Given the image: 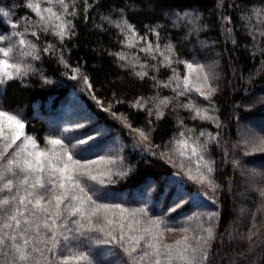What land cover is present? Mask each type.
Wrapping results in <instances>:
<instances>
[{
  "label": "snow or ice",
  "instance_id": "snow-or-ice-1",
  "mask_svg": "<svg viewBox=\"0 0 264 264\" xmlns=\"http://www.w3.org/2000/svg\"><path fill=\"white\" fill-rule=\"evenodd\" d=\"M146 2L151 3V0ZM25 6L34 17L16 19L11 6H0V18L11 17L5 21L10 27L0 32V85L23 80L35 73L48 83L49 76L43 69L35 68V63L42 62L47 53L56 56L66 68H72L73 79H81L86 89H93L88 74L80 66L73 67L66 59L65 41L77 35L75 21L81 15V7L83 18L88 20L90 11L99 7V0H83L82 5L78 0H25ZM121 12L119 20H110L124 37L120 43L138 49L150 59L141 60L136 52L132 53L133 59H129L124 48L111 54L117 57L120 67L131 68L132 74L141 80L150 78L157 89L151 97H137L133 106L146 110L149 117L154 109L157 121L169 111L185 109L191 113L192 120H210L221 128L222 122L214 115L218 109L213 97L219 88L214 83L213 70L195 58L181 56L170 38L162 42L158 27L150 26L141 33L123 15V10ZM256 15H264V8L257 10ZM184 16L189 19L187 13ZM176 19L180 21L179 14ZM222 19L231 22L230 16ZM190 20L193 27L185 39L191 32L207 27L195 14ZM225 33L231 39L233 29L225 28ZM29 34L34 39H30ZM42 35H51L58 43L45 39L41 46ZM161 68L169 69L171 75L159 78ZM162 88H170L173 94L161 95L159 90ZM90 94L96 98L94 90ZM182 97L187 100L182 102ZM200 97L207 103H200ZM99 104L130 130L139 133L141 139H151V128L147 131L142 127L134 128L127 116L112 112L111 102L107 108L103 101ZM77 117L76 121L65 122V127L58 132L51 131L41 137L27 130L30 121L26 113L6 109L0 103V264H110L103 259L105 250L119 256V264H213L218 246L247 243L248 255H244L243 250L234 251L230 262L243 264L264 245V232L260 230L264 220L259 221L258 227L255 213L252 214V226L245 225L247 231L243 235L235 228L220 233V213L215 211L204 214L206 220L203 215L196 217L195 229L170 226L173 220L170 214L197 201L201 194L209 196L211 190L209 198L217 199L222 185L215 179L216 161L210 156L209 145L221 142L219 131L212 133L188 128L183 119H178L181 130L174 141L176 149L170 151L169 162L179 160L181 171L165 181L166 191L172 196L171 206L166 211L162 209V215H152L147 202L139 207L115 202L117 198L108 186L116 184L117 177H127L131 169L124 165L123 156L97 154L95 159H88L85 153L103 138L104 133L92 122L90 113H78ZM148 123L153 122L149 120ZM242 144L241 151L245 156L264 153V135L245 133ZM237 147H240L239 143ZM192 158H195V175L192 167H186L183 162ZM232 165L234 169L239 168L242 161L233 159ZM189 180L196 181L201 187L195 192L190 191ZM147 183L160 191L155 181ZM259 195L262 203L258 211H264V188L259 190ZM147 199L150 201L152 197ZM194 216L195 213L187 219L190 221ZM173 231L186 235L166 242L165 232Z\"/></svg>",
  "mask_w": 264,
  "mask_h": 264
},
{
  "label": "trees",
  "instance_id": "trees-1",
  "mask_svg": "<svg viewBox=\"0 0 264 264\" xmlns=\"http://www.w3.org/2000/svg\"><path fill=\"white\" fill-rule=\"evenodd\" d=\"M78 2L83 4V0ZM0 6H11L16 19L34 17V13L25 6V0H0ZM261 8H264V0H151V3L146 0H99V7L90 11L88 20L83 18L81 7V15L75 21L77 35L65 41L67 49H70L65 50L66 59L73 67L80 66L88 74L93 89H86L81 79H73L72 68L59 63L56 56L45 53L43 61L35 63V68H42L49 76V82L45 83L39 73L30 74L23 80L9 81L0 85V103L6 109L26 113L30 121L27 130L41 137L63 129L67 121H76L78 113H90L92 122L98 124L104 136L85 153L86 157L95 159L97 154L123 156L124 165L131 171L127 177H117L118 182L108 186L117 198L115 202H127L130 207H139L147 202L152 215H162L161 210L166 211L171 206L172 196L166 191L165 181L181 171L177 164L179 160L169 162L170 151L176 149L174 141L181 130L178 119H183L188 128L212 133L219 131L221 142L209 145L210 156L216 161L215 179L222 185L217 199L209 198L211 190L209 196L201 194L197 201L170 214L173 217L170 226L195 229L198 224L196 217L203 215L206 220L204 214L215 211L220 213V233L235 228L243 235L247 231L245 225L251 227L254 222L253 213L256 214L258 227L259 221L264 220V211H258L262 203L259 190L264 188V153L245 156L241 151L245 136L240 135L241 130L253 131L257 136L264 135V15H256ZM121 10L141 33L150 26L158 27L162 42L170 38L176 43L181 56L195 58L213 70L216 77L214 83L219 88L213 97L218 109L214 115L222 122L221 128L218 129L210 120H192L191 113L185 109L169 111L157 121L154 109L149 117L146 110L133 106L132 102L137 97H151L157 89L150 78L141 80L132 74L131 68L120 67L117 57L111 54L124 48L129 59H133V52L141 60L150 59L138 49L127 48L120 43L124 37L110 20H119ZM185 13L189 19H185ZM176 14L180 15V21H177ZM193 14L199 16L200 23L207 27L191 32L185 39L193 27L190 20ZM223 16H230L231 22L223 20ZM7 19L11 17L0 18V32L10 27L5 22ZM225 28L233 29L231 39L227 37ZM29 38L34 39L30 34ZM45 39L58 43L51 35H42L41 46ZM202 41L207 43L202 44ZM180 67L183 72V65ZM168 75L171 71L161 68L159 78L165 79ZM93 90L96 98L90 94ZM159 91L161 95L173 94L170 88ZM180 99L183 102L187 97ZM117 100L121 103H115ZM99 101L104 102L105 108L111 102L112 112L127 116L134 128L142 127L146 131L151 128V139H141L139 133L101 108ZM199 102L207 103L203 97L199 98ZM149 120L153 123L149 124ZM238 143L240 147H237ZM233 159H240L241 167L234 169ZM183 162L186 167L190 165L196 174L195 158ZM184 179L188 177L185 175ZM150 180L155 181L159 192L147 183ZM188 183L192 192L201 187L196 181L189 180ZM149 196L152 197L150 201L147 199ZM193 213L196 216L189 221L187 217ZM260 230L264 232V227ZM175 232L183 234L173 239L170 235ZM184 235L186 233L181 231L164 234L169 243ZM242 250L244 255H248L247 243L218 246L213 264H230L234 251L239 253ZM103 259L110 264H119L120 257L105 250ZM243 264H264V245L248 256Z\"/></svg>",
  "mask_w": 264,
  "mask_h": 264
},
{
  "label": "rangeland",
  "instance_id": "rangeland-1",
  "mask_svg": "<svg viewBox=\"0 0 264 264\" xmlns=\"http://www.w3.org/2000/svg\"><path fill=\"white\" fill-rule=\"evenodd\" d=\"M245 133H254L253 131H245V130H241L240 132V135L241 137H244L245 136ZM255 134V133H254ZM180 161L177 162V164L179 165ZM194 174V173H193ZM195 175V174H194ZM180 234H183V233H180V232H175V233H172L170 236L171 238L175 239V237H177L178 235Z\"/></svg>",
  "mask_w": 264,
  "mask_h": 264
}]
</instances>
